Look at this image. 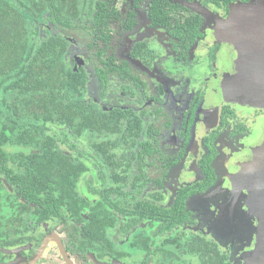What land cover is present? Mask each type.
Returning <instances> with one entry per match:
<instances>
[{
    "label": "flooded vegetation",
    "instance_id": "flooded-vegetation-1",
    "mask_svg": "<svg viewBox=\"0 0 264 264\" xmlns=\"http://www.w3.org/2000/svg\"><path fill=\"white\" fill-rule=\"evenodd\" d=\"M260 2L113 0L98 26L87 14L75 29L49 23L67 66L87 76L82 99L114 127L77 135L52 116L45 129L66 163L1 167L0 264H264V102L225 100L221 84L214 94L221 20ZM9 146L10 157L39 152ZM179 200L171 229L143 208Z\"/></svg>",
    "mask_w": 264,
    "mask_h": 264
},
{
    "label": "trees",
    "instance_id": "trees-1",
    "mask_svg": "<svg viewBox=\"0 0 264 264\" xmlns=\"http://www.w3.org/2000/svg\"><path fill=\"white\" fill-rule=\"evenodd\" d=\"M111 2L113 0H0V170L9 159L39 167L64 163V156L51 148L45 129L52 116L64 117L77 135L105 130L103 127L108 132L113 130L111 115L99 114L95 106L82 99L87 76L67 66L65 41L49 33L52 20L62 23L64 18L75 29L82 22L80 15L83 14L98 26V8H107ZM70 8L89 9H78V12ZM87 29L95 31L97 28L91 25ZM7 143L39 152L26 154L22 150L10 157L4 149ZM8 174V179L12 180V172ZM13 180L30 182L31 178L17 175ZM44 206L46 210L48 204ZM149 207L143 206L157 217L165 216L166 229L173 225L172 210L180 214L185 211L184 200H179L172 209Z\"/></svg>",
    "mask_w": 264,
    "mask_h": 264
},
{
    "label": "water",
    "instance_id": "water-1",
    "mask_svg": "<svg viewBox=\"0 0 264 264\" xmlns=\"http://www.w3.org/2000/svg\"><path fill=\"white\" fill-rule=\"evenodd\" d=\"M235 12L228 31V66L221 74V93L227 100L264 102V23L244 4Z\"/></svg>",
    "mask_w": 264,
    "mask_h": 264
},
{
    "label": "rangeland",
    "instance_id": "rangeland-1",
    "mask_svg": "<svg viewBox=\"0 0 264 264\" xmlns=\"http://www.w3.org/2000/svg\"><path fill=\"white\" fill-rule=\"evenodd\" d=\"M249 5H253V4H249ZM189 6L192 7L193 5L190 4ZM239 6H241V5H236L235 8H232L231 12L221 20L222 26L219 29V31H217V33L215 34V38H216L217 42L222 44V48L220 50V55H219V57L221 59L220 71H224V69L229 64V62H228V51H227L229 47L226 44L227 40H228V31H229V28L236 21L234 14H235V12L240 11V9L237 8ZM253 7L255 9H253L252 12L256 16V18L264 23V2H260L259 5H253ZM70 35L73 38H76L80 43L82 42V44H85V42H87L88 38H89L88 35H83V33H81V32L75 33L73 31L72 33H70ZM79 52L84 53V48L80 47ZM219 78L220 77L217 78V82L214 84V94H215V91L217 90V88L219 87V84H221V81H219ZM220 88H221V85H220ZM92 91H94V87H92ZM222 96H223V94H222ZM225 100H227V99H225ZM77 147L79 149H82V150L85 149V145L83 143H78ZM7 149L16 150L17 147L15 148L14 146H9V147H7Z\"/></svg>",
    "mask_w": 264,
    "mask_h": 264
}]
</instances>
